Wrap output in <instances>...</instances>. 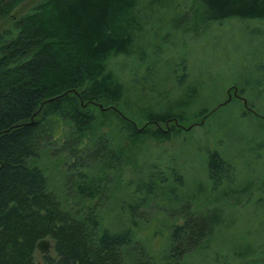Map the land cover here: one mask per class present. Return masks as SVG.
<instances>
[{"label": "trees", "instance_id": "1", "mask_svg": "<svg viewBox=\"0 0 264 264\" xmlns=\"http://www.w3.org/2000/svg\"><path fill=\"white\" fill-rule=\"evenodd\" d=\"M26 1L0 0V23ZM31 1L0 29V264H39L35 252L47 237L56 256L44 264H264V217L245 219L264 202V170L257 184L243 156L264 146V96L253 110L248 92L245 104L204 97L203 106L198 94L213 96L237 79L223 87L221 69L207 80L203 66L216 61L198 54L191 79L164 63L182 83L180 95L159 92L158 80L143 102L127 80L136 64L148 70L140 66L154 46L187 52L189 37L208 38L225 21L259 35L264 0H193L187 9L180 0L159 8L145 0ZM180 13L193 21L180 28L185 47L161 37L162 47L156 29ZM198 119L212 147L196 145L182 163L169 158L138 179L128 175L151 142L191 134ZM250 119L263 135L243 128ZM50 165L61 167L64 199ZM159 232L158 258L148 237Z\"/></svg>", "mask_w": 264, "mask_h": 264}, {"label": "rangeland", "instance_id": "2", "mask_svg": "<svg viewBox=\"0 0 264 264\" xmlns=\"http://www.w3.org/2000/svg\"><path fill=\"white\" fill-rule=\"evenodd\" d=\"M145 1L147 5H153L154 7L159 8L162 4L166 3L167 0ZM33 3L34 1L30 0L20 5L17 8L16 13H13L5 21L0 23V29L10 24L13 15L16 16L19 13L25 12ZM192 3L193 0H180L179 9L190 8ZM158 17H160V15H158ZM190 18L191 17L189 15L180 13L175 16L173 23H165L162 27H158L156 29L157 43L163 47V43H161L162 37L178 43L177 45L179 48H184L185 45L182 41L183 35L181 34L182 31H180V28H182V26L184 27L190 25L193 22L192 20H189ZM154 20L156 22L158 18H154ZM252 24H255V22H252ZM245 25L247 24L244 22L240 24V22L237 21H225L224 23H220L214 27L216 28L214 29V34L212 28V32L208 34V36L210 35L208 38H206L207 34L203 36H191L186 41L191 45L190 48L192 49L187 52L177 50L172 52L170 48L162 50L160 46H154V53L149 56V64L147 67H143L142 65L140 66L141 69L148 68V70L145 69L140 72L141 70L139 69V65L136 64L132 72L128 73L127 80L130 85V91L136 92L140 97H143L144 102L146 98L148 99L149 94L152 93L153 88H156L154 86L155 83L160 80L159 92H161V90L164 89L163 87H165L167 91H173L174 89L178 95L182 94V83L179 81L174 83L172 78L169 77L167 71H165V68L167 67L166 65L169 64L172 68V73L176 74L179 78L186 73L189 75L187 79H191V75L189 74L190 64L193 62L196 67H200V59L194 56V54H198L203 58L206 57L210 62L212 58L216 61V65L213 67L205 61L207 66L205 64L203 66V70H205V78L207 80L210 78L212 71L214 72L221 69L224 70L222 79L223 84L220 83L223 87L229 82L237 79V82L233 86L220 89V91L214 93L213 96L206 93L198 94L197 99L199 98L198 100H201L200 103L203 106L209 104L210 102L205 99L206 97L209 99L210 97H218V103L226 102L228 99L238 97L242 103L245 104L244 99H246V93L248 92L253 93L255 97L253 98V101H249V103L246 102V107L253 110L254 107H252V104L260 101L259 96H264V24L259 35H255L253 33L248 35L247 32L243 31L246 27ZM159 37L160 40L158 39ZM232 44L237 46L233 52ZM236 57L238 61L237 67L234 63ZM169 58L171 60H168ZM192 58L193 61H191ZM222 59H225L226 62L220 67L219 63L222 62ZM227 61L229 62V65ZM164 63L166 65H164ZM231 66L235 68L234 74L232 73L233 69H229ZM172 83L173 86L170 85ZM175 96L176 95L173 94L172 97ZM229 111L237 113L235 110ZM192 121L197 122V124L191 134L182 133L177 138L170 141L151 142L147 149V155L144 157L141 165L136 169H128V175L132 177L134 176L135 179H138L141 174L150 173L155 164H159V166L163 168L164 163H166L169 158H177L178 162H184L186 160V153H193L196 149V145H202L200 149H204L207 144L212 147L214 139L209 132V128L201 127V119ZM243 128L255 132L257 136L263 133L261 124L255 119L245 120L243 122ZM254 147L246 150L243 153V156L247 155V164L252 165L248 170L251 171V174H256H254V177L256 183L258 184L260 177L263 176L264 170V163H262L264 160V146L260 148L258 146ZM191 163L194 164V162ZM191 163H189L190 167L194 168V165ZM60 170V166H49L52 186L56 189L58 195L64 199V179L63 177H60ZM258 193L259 196L261 195L264 197V189L262 190L261 186L259 187ZM263 204L264 202L255 204L251 210L247 211L245 219L247 220L248 218H251L260 220L261 217H264V214H261L264 213V211H262ZM148 239L151 240L149 242L152 243L153 247L157 249L156 252L159 258V253L163 249L165 236L159 232L155 237L149 236ZM48 254L56 256L54 240L50 237H47L39 242L35 252L36 261L39 264H44V258Z\"/></svg>", "mask_w": 264, "mask_h": 264}]
</instances>
